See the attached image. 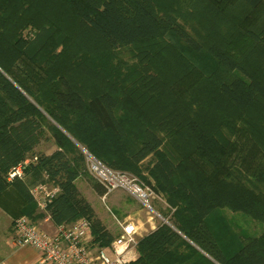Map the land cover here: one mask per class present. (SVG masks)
<instances>
[{
    "label": "trees",
    "instance_id": "obj_1",
    "mask_svg": "<svg viewBox=\"0 0 264 264\" xmlns=\"http://www.w3.org/2000/svg\"><path fill=\"white\" fill-rule=\"evenodd\" d=\"M174 10L191 20L190 32L168 13ZM70 24L81 38L68 54L50 58ZM26 29L36 41L22 38ZM166 36L194 56L204 53L215 68L184 70L175 48L162 43ZM143 45L147 62L165 72L169 64L166 79L149 80L159 97H172L168 107L164 100L156 108L154 100L143 104L139 95V103L120 102L112 84L83 68L85 86L72 83L77 57L95 65L99 53ZM189 88L199 96L185 102ZM258 103L264 106V0H0V194L13 189L35 222L40 216H31L36 205L23 178L38 182L44 174L59 188L46 207L51 224L84 219L94 242L106 247L113 236L75 184L82 179L95 195L105 192L88 173L83 151L140 177L170 216L138 239L136 264H264V230L238 238L220 214L226 209L264 225V140L243 125ZM157 129L176 134L184 146L178 159L162 152ZM48 139L56 150L34 154ZM149 157L147 179L140 166ZM18 165L22 178L8 179Z\"/></svg>",
    "mask_w": 264,
    "mask_h": 264
},
{
    "label": "rangeland",
    "instance_id": "obj_2",
    "mask_svg": "<svg viewBox=\"0 0 264 264\" xmlns=\"http://www.w3.org/2000/svg\"><path fill=\"white\" fill-rule=\"evenodd\" d=\"M170 15L176 19V21L188 32H190V29L192 28V22L191 20L187 17L184 16L186 15L184 11V17L179 16L176 13V10L168 12ZM169 15V14H168ZM172 18V19H173ZM71 26L67 29H69L70 33L64 37H60L57 40L58 46L54 47V50H49L50 55L49 57L51 58L52 56L55 55H61L63 53L68 54V51L72 50L75 47L76 42L81 38L82 33L77 30V27H75L74 24H70ZM66 31V29L63 30V32ZM78 31V32H76ZM73 32V33H72ZM65 33V32H64ZM80 33V34H76ZM22 38L26 39L29 42H33L34 40L36 41V32L32 30H23L21 32ZM203 36V35H201ZM162 43H169L171 44V47L175 48V51L181 56L180 59L183 62V64H186L183 66V69L185 70H191V66H195L194 69H202L203 67L206 66L208 71H211L212 68H215L214 64L209 60V58L204 54L201 53V55L194 56L191 52L186 50L180 42L172 38L171 36H166L163 38ZM162 45V44H161ZM150 46L151 45H147ZM146 50V45L139 46V47H127V48H120V49H115L108 51V53L103 52L102 54L99 53V55L95 56L96 59H93V63L95 65H92V60L89 61L87 56L83 57H77V64L76 66H80L78 68L79 70H75L72 73L73 77V84L76 86H79V88L82 86L81 81V68L85 70L86 74H89L92 77H95L97 82L100 84H104L105 82L108 84H112L114 87V90L118 92V100L121 102L122 99H124V102L127 103L126 100L129 102H135L139 103L138 101V95L141 97V103L143 104H150L154 100L153 105L155 108L159 106V104H163V100L166 101L164 103L165 106L168 107V105L171 103L169 100H171L172 97L163 99L162 97H159V94L154 92V88H151V83L149 80L153 79H158L163 80L164 78L166 79L169 70H168V65H166V72L163 69V66H159L157 62L153 64V62L149 63L145 60L142 55V52H145ZM79 53V51H78ZM77 53V54H78ZM73 56V55H72ZM48 57V58H49ZM94 57V58H95ZM46 58V60L48 59ZM74 59V56H73ZM204 59V60H201ZM201 60V61H200ZM146 61V62H145ZM73 66V65H72ZM82 66V67H81ZM165 66V65H164ZM191 74L194 75V72L191 71ZM168 74V75H167ZM71 77V78H72ZM153 78V79H152ZM159 80V81H160ZM190 80V79H189ZM83 81V80H82ZM145 87L146 89H143L142 87ZM184 87V86H183ZM151 88V89H149ZM173 89V96L177 94V87L174 85L172 87ZM191 89V88H189ZM152 90V91H151ZM121 92V93H120ZM190 94L188 95V100L185 102H192L195 100L197 95L195 92H192V89L189 90ZM201 93V92H200ZM202 94V93H201ZM158 95V96H157ZM195 97V98H193ZM126 103H124V106H126ZM158 104V105H157ZM163 106V105H162ZM153 107L154 112L156 113L157 110ZM205 111V110H204ZM202 111V113L204 112ZM250 119L258 121V123H255L256 126H254L252 123V120H246V123H243L247 129L252 127L251 129L255 131V139H258L261 141L262 139L264 140V129H261L263 126L264 128V106L261 104H255L253 108L249 112ZM46 120L48 123L53 124L46 116ZM159 134L163 137L164 140V145L162 147V152H164L166 155L169 157H172L173 159H178L181 152L184 149L183 144L180 143V140H176L177 136L176 134H170L169 132H164L166 129H157ZM222 136L224 138L227 136V133H224L222 131ZM234 137H236V140L238 143H242V137L241 134H236ZM262 138V139H261ZM230 140L232 141V137L230 136ZM53 142L51 139L46 140L45 142L40 144V149L39 152L41 153H50L54 146ZM153 161L152 157H149L146 159L142 165L140 166V176L146 177L147 179L149 178L146 172L147 167L149 164ZM131 177L135 178L138 182L144 184V181L140 179V177H136L130 173L124 172ZM43 180H40L36 183H40ZM77 186L79 190L82 193H85V197L89 200V202L92 203V206L96 212L97 218L99 217L101 223L104 225L106 230L112 235L116 236L117 233L119 232V229L114 222V220L111 218V214L118 220L122 221L125 218H130L132 221H134L138 227L141 229V237L144 236L145 234L149 233L151 231V227L155 229L157 225L163 222V220L168 221V218L170 214L168 213V206L164 202V200L160 198V200H157L156 198L150 196L148 199V205L149 207L154 211L151 212L148 210L146 207L142 206L139 204L129 193L123 191V190H116L112 192L110 195L107 196L105 200V207L101 204L99 200V196L95 195L91 188L88 186V184L84 180H79L77 182ZM260 186V191L263 192L264 194V185H259ZM85 188H90L92 191H87ZM234 214V213H232ZM239 214V213H238ZM234 215H229L225 216V221L227 224L230 226L231 231L236 235V237L240 238L243 237V234L238 233V230L234 229L235 226H240L242 223V219H244V222L246 224L244 225V228H247L250 230L248 233H252L254 235L260 234L261 230L264 229V225L260 223H251L249 221L250 219L244 217L242 214H239L238 217H232ZM242 218V219H241ZM234 223V224H233ZM238 223V224H237ZM242 225V224H241ZM254 226L256 229H254ZM41 230L44 231L42 226H39ZM47 231V230H46ZM45 232V231H44ZM47 233V232H46ZM246 235V234H245ZM245 237V236H244Z\"/></svg>",
    "mask_w": 264,
    "mask_h": 264
},
{
    "label": "built area",
    "instance_id": "obj_3",
    "mask_svg": "<svg viewBox=\"0 0 264 264\" xmlns=\"http://www.w3.org/2000/svg\"><path fill=\"white\" fill-rule=\"evenodd\" d=\"M83 154L88 173L105 190L104 194L99 196L104 207L108 195L116 190H123L154 213L147 203L148 199L150 196L157 200L160 198L149 187L124 172L107 168L85 151ZM27 163L24 162L23 166ZM13 177L22 178V165H18L9 172L8 179ZM58 192L59 188L48 182L45 175L42 182L36 183L29 189L36 209L44 214H46L47 205ZM111 218L119 232L113 236V240L106 247H99L94 242L90 225L84 219L57 226L52 234H48L26 217H19L12 222L10 243L17 248L34 249L38 255L35 264H136L138 259L136 245L140 238L137 224L130 218L118 221L112 214Z\"/></svg>",
    "mask_w": 264,
    "mask_h": 264
},
{
    "label": "crops",
    "instance_id": "obj_4",
    "mask_svg": "<svg viewBox=\"0 0 264 264\" xmlns=\"http://www.w3.org/2000/svg\"><path fill=\"white\" fill-rule=\"evenodd\" d=\"M43 142H45V141H41L35 147L34 154L50 155L52 152H54L56 150V147L53 145L54 148L50 153L44 154V153L39 152V149H40L39 146ZM30 160H31V156H29L25 162H29ZM43 176H44V174H43ZM23 179H24L23 181L25 182L28 190L36 184V181H34L33 178L30 177V175L25 176ZM79 180L80 179H77L75 181L76 187H77L78 191L82 194V196L89 202L87 197H85V195H84L85 193H82L77 186V182ZM85 189L89 192L91 191L90 188L89 189L85 188ZM89 203H90L91 207L93 208L92 203L91 202H89ZM93 210H94V208H93ZM28 212H29V210H27L24 202L20 199V197L15 193V191L13 189L8 188L0 194V264H35L37 262L38 255L34 249H32L30 247L17 248V247L12 246L10 243V240L12 238V222L14 221L15 218H17V217L19 218V216L20 217H26L27 219L30 220V218H28V216H26V214ZM94 212H95V210H94ZM228 213H229V215H234L232 217H236V215L238 217H241V216H239L240 213L239 214L238 213L232 214L231 212H229L226 209L220 210V214L224 218H225V216H227ZM95 214H96V212H95ZM35 215H38L40 217L38 219H36L35 222H33V223L37 224L38 226H42L44 231L47 232L48 234H52L55 230V226H53L51 224V222L49 221L46 214L41 213L37 209H35L32 211L31 216H35ZM98 219H100V218L98 217ZM249 221H251V220H249ZM251 223H255V222L251 221ZM241 224L238 227L235 225L233 226L234 229L238 230V233L243 234L245 237H256L259 235V234L254 235L252 233H248V232H250V230L247 228H244V225L246 224V222H244V219H242ZM138 228H139V232H140L139 234L141 237V229H140V227H138ZM254 229H256L255 226H254ZM153 230H154V228L151 227V231H153ZM263 230L264 229H262L261 232ZM151 231H149V232H151Z\"/></svg>",
    "mask_w": 264,
    "mask_h": 264
},
{
    "label": "water",
    "instance_id": "obj_5",
    "mask_svg": "<svg viewBox=\"0 0 264 264\" xmlns=\"http://www.w3.org/2000/svg\"><path fill=\"white\" fill-rule=\"evenodd\" d=\"M84 152V151H83ZM163 222L166 224L167 222H166V220H163Z\"/></svg>",
    "mask_w": 264,
    "mask_h": 264
}]
</instances>
